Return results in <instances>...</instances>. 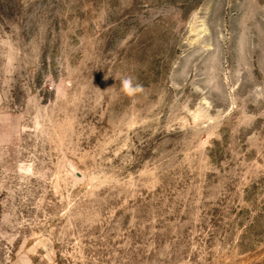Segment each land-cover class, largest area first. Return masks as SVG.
I'll use <instances>...</instances> for the list:
<instances>
[{
    "label": "rangeland",
    "instance_id": "obj_1",
    "mask_svg": "<svg viewBox=\"0 0 264 264\" xmlns=\"http://www.w3.org/2000/svg\"><path fill=\"white\" fill-rule=\"evenodd\" d=\"M0 264H264V0H0Z\"/></svg>",
    "mask_w": 264,
    "mask_h": 264
},
{
    "label": "clouds",
    "instance_id": "obj_2",
    "mask_svg": "<svg viewBox=\"0 0 264 264\" xmlns=\"http://www.w3.org/2000/svg\"><path fill=\"white\" fill-rule=\"evenodd\" d=\"M122 88L123 91L130 96L143 91V86L140 85L139 83H136L134 85L131 78L123 80Z\"/></svg>",
    "mask_w": 264,
    "mask_h": 264
}]
</instances>
